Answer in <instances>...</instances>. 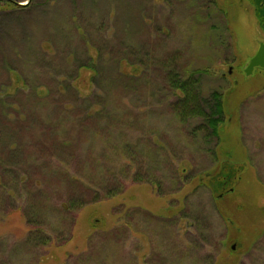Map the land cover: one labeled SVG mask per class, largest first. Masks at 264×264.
Returning <instances> with one entry per match:
<instances>
[{"label": "rangeland", "instance_id": "obj_1", "mask_svg": "<svg viewBox=\"0 0 264 264\" xmlns=\"http://www.w3.org/2000/svg\"><path fill=\"white\" fill-rule=\"evenodd\" d=\"M12 1L25 4L0 1V264H264V69L245 73L264 31L250 1ZM166 58L210 69L205 94L224 89L220 137L178 119ZM69 108L101 110L78 144ZM63 138L74 155L58 148ZM98 162L103 173L89 171ZM64 171L110 173L122 192L65 223ZM26 214L52 243H25ZM126 224L105 249L90 242ZM98 246L100 258L88 260Z\"/></svg>", "mask_w": 264, "mask_h": 264}, {"label": "trees", "instance_id": "obj_2", "mask_svg": "<svg viewBox=\"0 0 264 264\" xmlns=\"http://www.w3.org/2000/svg\"><path fill=\"white\" fill-rule=\"evenodd\" d=\"M247 1H250V3L253 5L254 12L256 14L257 21L259 22L260 29L264 31V0H247ZM122 60H120V62ZM169 61H170L169 58H166L165 61L162 60V62L160 63V69H161L160 71L164 72V69H165V76L163 74L164 76L163 80L166 85L165 90L166 91L168 90V92L170 93L172 92L173 94L177 95L176 96L177 99H175V102H172L170 106L176 112L175 114L178 117V119L184 122L189 121L190 119H199L203 121V123L197 126L198 129L206 127V130L208 131V135H210L211 137H215V136L220 137L219 129L224 123V110H225L224 109V101H225L224 89H216V90L211 91L209 94H205L201 89V85H202L203 77L211 74L210 69L198 68V69H193V70H190V69L182 70V68H172L169 66L167 67L166 65L167 62L171 64V62ZM156 68H158L157 65H155L154 69ZM257 68L264 69L260 67H257ZM125 78H128L130 80L129 84H131L132 87L136 86V81L132 80V76L130 74H127ZM235 86H233V88L228 93V95L232 94V92H234L237 89ZM76 91L75 93H78L79 90L76 88ZM64 111H67L69 113V112H72L73 110L71 111L69 108V110L66 109ZM72 114L73 112L69 115L71 116ZM101 115H102L101 110H95L93 111V113L87 110L83 112V114H78L74 112V115L71 116L72 120H70L69 124H70V127H72L73 125L74 130L77 131L76 137L78 140L77 142H75V144L79 143V139L84 138V137H81V135H84V133L87 130V127L90 126L91 123L100 121ZM63 137H66V136L64 135ZM67 139L69 138H63L60 141L61 143L57 144L59 145L58 148H60L63 152H66V153H69L70 149H72V155H74V152H73L75 148L74 141L67 140ZM90 167L91 169L90 168L88 169H90L89 171L91 172L95 171V169L97 168L100 170V172L102 171V173L104 171V169H101L99 167V162L97 163V165L93 164ZM107 174L109 175V177ZM107 174L104 175L100 179L97 178V180H95L92 177L87 176L86 174L85 175L76 174L75 176H72L69 173H67V171H64L62 174H60L61 180H63L66 183L65 189L63 191L65 192L64 194L67 196L65 202L62 203V208L60 209V211L63 212V215H64L63 222L66 223L67 221H70V218H68V215L71 216L73 213L72 211H76V209H81L87 206L88 204L95 203L102 199H108V197L118 195V193L122 192V189L118 188L120 183H116L115 181L112 182L110 178L111 177L110 173H107ZM140 175L141 173L139 172L136 173L134 175L135 180L141 181L142 180L141 178L143 177H141ZM34 185H32V187ZM101 186L105 189L108 187L109 189L105 196L100 195L99 190L97 189ZM232 192L234 194L233 189H231V191L228 193H232ZM34 193H36L37 195L41 197H43V195L45 196L46 194H48L43 189L42 190L38 189V192H34ZM225 194H220L219 199H223ZM227 201H230V200L228 199ZM43 202L45 201L42 200L40 204L38 203L36 205L40 209V213H42V215L44 214V211H46V209L49 208V206H46L47 204ZM139 211L142 213H145L141 209ZM139 211L137 212L140 213ZM147 214L150 217L151 216L153 217L152 213L150 214L146 212L145 215ZM25 217L27 221L26 225L28 224V227H29L28 234H27L28 236L25 240L26 244L35 248V247H40V246L44 247L46 246V244H50L53 242L52 235L49 234L47 230H44L41 226H36V225L33 226V224H35L37 221L35 220L33 221L30 218V216H27V214ZM227 217L229 216L227 215ZM154 218L157 220H160L156 216H154ZM230 224L231 226H233V221H231ZM98 225L99 224H95L93 225V227L95 228ZM130 227L131 225L129 226V224H126V226L124 227L123 226H121L120 228L114 227L106 231L95 230L93 232L94 234L91 236L90 242L96 239L97 242L95 244V247L97 245H100V243H102V244H105V246L104 247L102 246L101 249H105L107 245L109 244L110 240H119L120 237H123L125 234L128 233V231L130 230ZM231 239L233 243L235 242L238 243V241L241 242L239 237H233ZM104 242H107V243H104ZM93 247L92 248L90 247L89 248L90 251L89 253H87V254H90L87 257L88 260L89 258L90 259L100 258L99 255L103 251L100 249L99 246L97 248H93ZM82 256H83L82 254L79 255V257H82Z\"/></svg>", "mask_w": 264, "mask_h": 264}, {"label": "water", "instance_id": "obj_3", "mask_svg": "<svg viewBox=\"0 0 264 264\" xmlns=\"http://www.w3.org/2000/svg\"><path fill=\"white\" fill-rule=\"evenodd\" d=\"M24 4H20V5H24ZM257 67L264 68V43L263 42L261 43L258 51L251 58V60L248 64V67L245 70V73L247 75H251L252 72L254 71V69ZM231 71H232V68L230 70V73H231ZM233 248H235V246H233Z\"/></svg>", "mask_w": 264, "mask_h": 264}, {"label": "flooded vegetation", "instance_id": "obj_4", "mask_svg": "<svg viewBox=\"0 0 264 264\" xmlns=\"http://www.w3.org/2000/svg\"><path fill=\"white\" fill-rule=\"evenodd\" d=\"M1 2L5 1L6 3H8L9 5H14V4H19V3H16L15 1H12V0H0ZM30 3L32 2L31 0L29 1ZM28 3V4H30ZM20 5V4H19ZM22 6V5H21Z\"/></svg>", "mask_w": 264, "mask_h": 264}]
</instances>
